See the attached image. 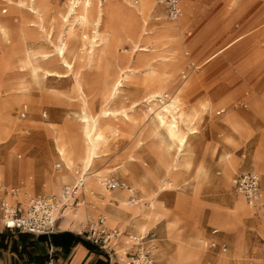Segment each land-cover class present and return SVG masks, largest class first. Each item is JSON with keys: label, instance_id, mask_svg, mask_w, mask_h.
Returning <instances> with one entry per match:
<instances>
[{"label": "rangeland", "instance_id": "rangeland-1", "mask_svg": "<svg viewBox=\"0 0 264 264\" xmlns=\"http://www.w3.org/2000/svg\"><path fill=\"white\" fill-rule=\"evenodd\" d=\"M22 1L26 0H0V23L3 27H9L8 33L0 32V187L10 190L27 187L33 193L31 198H34L59 194L65 186H71L75 171L86 172L87 159L77 161L70 172L56 169L61 160L56 150V138L49 136L47 129H60L65 121L76 127L79 124L81 137L70 138V141L75 148L90 150L79 121L84 105L89 115L97 117L116 85L122 82V94L111 104L110 111L117 114L124 112L126 117L111 116L100 124L106 141L98 145L97 159L87 171L90 173L87 185L94 191V196H86L82 212L86 209L90 216L98 212L95 218L91 217L93 219L99 215L107 216L109 228L119 230L124 236L142 238L150 234L144 243L145 246L155 245L154 255L158 264H167L165 255H169L171 264H201V257L196 256L199 250L205 261H217L227 255L234 259L232 264H264V243L258 239H264V218L253 215L238 188L232 186L234 176L248 171L257 172L262 180L264 203V1L199 0V9L189 31L194 38L207 27L215 40L198 60L195 59L197 48L190 50L197 66L234 39L240 37L241 40L204 67L201 79L191 90L201 74L197 73L181 82L187 60L183 53L181 67L180 56L181 46L184 45L183 31L192 19L186 2L195 3L194 12L197 2L184 1L185 14L181 23L170 24L178 27L177 37L169 43L161 42L162 49L155 56L148 54H154L157 46L152 44L147 51V45L158 41L161 30L155 27L149 31L151 21H147L145 30L149 35L141 37L148 13L140 16L130 6L135 5L132 0L125 2L126 8L118 6L110 13L105 6L106 15L98 29L90 64L86 68L72 65L74 69L69 70L58 63L55 47L60 45V34L67 36L72 32L74 35L67 36L72 57L68 55L67 60L74 64L73 52L83 43L81 29L71 23V18L69 22L62 18L72 0H38L36 7L44 12L43 23L38 15L28 10L27 5L19 8ZM152 1L157 4L156 0ZM12 7L17 8L18 12L13 13ZM4 10L6 14H3ZM161 16L164 17V13ZM48 31L52 33L51 39L47 36ZM86 31L90 34L91 28ZM130 42L136 45V49L134 45H128ZM26 53L34 62L40 63L43 71L60 75L64 80L53 77L41 85L36 84L31 72L20 70L17 66ZM41 55H48L49 59L36 61ZM137 57V62L133 63ZM156 58L159 64L153 67L152 62ZM149 68L155 70L149 73ZM9 77L15 78L9 82ZM81 77L95 88L100 85V91L89 92ZM173 83L176 87L170 89ZM160 91L165 92L166 101L158 103L157 108L167 106L179 97L181 108L189 113H201L194 134L185 138L184 147L179 144L180 157L174 164L175 151L170 153L147 131L151 119L145 103L140 109L129 113L135 103H142L144 98ZM90 97H94V104L90 103ZM23 105H27L29 110L25 120L19 116ZM44 113L47 114L46 119L42 118ZM228 118H234L244 129L236 127L234 131ZM39 134L41 138H38ZM57 140L60 148H67V142L60 135ZM39 153L48 159L36 165L38 173L36 177L32 176L31 188L26 176L27 164L36 159ZM68 153L69 150L66 157L71 160ZM42 166L44 169L41 170ZM172 166V172L167 176V169ZM98 173L101 178L96 177ZM69 174L70 181L60 182L62 177ZM109 177L124 180L133 187L141 198V205L131 207L125 193H109L104 186V179ZM48 180L57 183L56 193L39 192ZM110 194L124 196L127 204L120 201L121 209L133 217L127 218V230L115 228L121 222L119 218L98 211L108 205ZM242 208L246 213L245 218L250 219L242 217ZM220 211L224 219H213ZM81 220L85 222V216L77 222ZM210 222L222 229L238 231H220ZM137 223L146 225L145 233L134 229ZM151 236L154 237L151 239ZM236 237H242L247 244L246 255L241 259H235L240 247ZM254 237L256 241L251 250ZM207 241L227 244L228 253L207 250L204 247ZM132 244V240L124 241V238L116 242L115 249H122L117 256L119 262L122 254L131 252ZM122 261L128 264L126 256Z\"/></svg>", "mask_w": 264, "mask_h": 264}, {"label": "crops", "instance_id": "crops-1", "mask_svg": "<svg viewBox=\"0 0 264 264\" xmlns=\"http://www.w3.org/2000/svg\"><path fill=\"white\" fill-rule=\"evenodd\" d=\"M190 1L197 2V9L194 12V6L193 5L195 3L194 4H190V3H188V1L186 2L187 6H189L191 8L192 19H191L190 24L183 31L184 45L181 46L182 55L180 57H181V61H182L181 62V67L183 65V53H184V58L187 60V66H188V64H193L195 66V68H196L195 71L189 73V75L186 78H184L182 76L181 77V82L182 81H187L188 79H190V77L192 75H195L197 73L201 74L200 77L195 80L194 85L190 88V90H191L197 84V82L201 79V77L203 75L202 69L204 67H206L208 64H210L212 61L217 59L219 56H222L232 46H234L237 43V41L240 39V37L234 39L232 42H230L224 48H222L219 51H217L216 53L212 54L209 58H207L206 60L201 62L199 66H197V64L193 61L192 55L190 53V50H192L194 48H197V51L195 52V59L198 60L199 58L202 57V55L207 50V48L213 43L215 38L213 37V34L208 30L209 28H207V27L204 30H202L196 37L193 38V33L189 31V28L191 27V25L193 23V20H194V18L196 16V12L199 9V0H190ZM132 2H134L135 5H137L139 0H137V1H133L132 0ZM156 3H157V6H156V8L154 10V13L152 15V21L149 24L150 25L149 28H148L149 31H152L155 27H157V29H159V30L168 29L169 27H171L170 24L172 22H170L167 19L165 7L162 6L159 3V0H156ZM11 10L13 11V13L14 12L15 13L18 12L17 8H13L12 7ZM6 13H7V11L4 10L3 14H6ZM163 13H164V17L161 16V14H163ZM184 14H185V11L183 9V15ZM154 19H156V20L154 21ZM165 40H166V38L161 37V38L158 39V41H153L151 44L147 45V51H148L150 45L155 44L157 46V50H156V52H154V54L149 53V52H147V54L149 53L148 55H152V56H155V55L159 54L160 53L159 51L162 49L161 42H163ZM126 44L127 43H124L123 45H126ZM128 45H134V44H132L130 42V43H128ZM135 46L136 45H134V48L136 49ZM137 54H138V52H137ZM130 56L132 57V55H130ZM137 60H138V57H137L136 60L133 59V61H134L133 63H136ZM205 61H207V62L204 63ZM152 63H153L152 64L153 67H157L158 64H159V59L156 58ZM87 70H92V69H87ZM13 78H15V77H9V82ZM81 79H82L83 85L86 86L89 89L88 90L89 92H92V90L96 91L97 89L100 91V85H99L98 88L97 87L95 88L94 86H91L89 84V82H85L82 77H81ZM98 83L100 84V80L98 81ZM179 86H181V83H180ZM175 87H176V85L173 83L170 86V89H173ZM190 90L187 93V98H188V94H189ZM72 92H73V89H72ZM94 97H90V103L91 104L95 103V100L92 99ZM97 97H98V95H97ZM59 101H60V98H59ZM23 104H25V103H23ZM28 112H29L28 106L27 105H23V107H22V109L20 111V114H19L20 118L22 120H25L27 118V116H28ZM148 117H149V119H151L153 117V115L149 114ZM42 118L46 119L47 118V114L44 113L42 115ZM228 121H229L230 125L232 126V128L234 129V131H235L236 127L244 129L237 122H235L234 118H232V119L228 118ZM62 129L63 130L66 129L68 137L71 138V139H74V138H80L81 137V133L79 131L80 130V126L78 124V126L76 127L71 122L65 121V124L60 129H57V130H55V129H47L48 135L52 136L53 139L56 138L54 140L55 144H56V150H57L58 156H59V158L61 160V164L57 165V166H60V168H57V166H56V169H58V170L65 169L66 171L70 172L73 169L72 160H68L67 159V157H66L67 150L64 151L63 148H60L58 146L57 137L59 135H61L60 132L62 133V131H63ZM41 137H42L41 134H39L38 138H41ZM258 144H257V146H258ZM257 146L255 147V149L257 148ZM45 159L47 160L48 158L47 157H43L39 153L37 155L36 159L30 160L28 162V164H27V174H26V176L29 177V181L28 182L30 183L31 188H32V185H33V183L31 182L32 179H33L32 176L35 175V177H36V174L38 173L36 165L37 164H39V165L43 164ZM42 169H44L43 166L41 167V170ZM9 171L10 170H8V172ZM10 173H11V171H10ZM86 173H87V178H86V186H87V179L89 178L90 173H88V172H86ZM250 173L258 174L257 172L248 171V172H244V173H242L240 175H236V176H234V178L232 180V186H234V188L236 189L237 188V182H238L239 178L242 175L250 174ZM67 176H69L68 181H70L71 175L69 174ZM73 178H74V176H73ZM260 178H261V176H260ZM119 180H121V179H119ZM121 181L127 183L124 180H121ZM74 183H75V180H74ZM74 183L71 186H73ZM56 184H55V182H53L51 180H48L46 185H43L42 188L39 190V192L40 193H48V192H55L56 193V191H57V185ZM65 187H70V186H65ZM116 192H122V193L127 194L124 191H114V192H109V193H116ZM49 195H58V194H44V195H41V196H49ZM110 195H111V198H110V201L108 203L109 206L107 205L105 207H102L98 211L106 212V213H109V214L119 218L121 222H118L115 225V228L116 229L127 230L128 226H129L128 222H127V218L132 217V216H131V214L129 212L125 211L124 209H121L120 200L124 201V199H123L124 196L123 195H118V194H110ZM38 197H40V196H38ZM261 197H263L262 180H261ZM8 199H10L12 203L14 202V200H12L10 197ZM244 202H245V200H244ZM67 210H65V212H63V214L60 216V218L58 220V223H57V232L54 235H52L51 237H36V236H32V235H23V234L10 232V231L5 230L4 227L0 224V264H46L47 256H48V253L50 251V248H53V250L55 251L56 259L58 261V264H119L117 256L119 255V252L122 249H119L118 251L115 249L116 253H117L116 256L110 258L106 252H104V251L100 250L99 248L87 243L82 237H80L81 227L84 224V221L83 220H81L80 222L72 221L71 218L70 219L68 218L67 220H65V218H66L65 214H66ZM85 213L89 214V212H87L86 210H85ZM97 213L98 212H93L92 214L95 217L97 215ZM99 216H101V215H99ZM224 217H225L224 214H222L221 211H220V212L217 213V215L213 219L222 220V219H224ZM250 218L251 217H247L245 219H250ZM210 224L212 226H214L215 228H217L218 230H220V231H225V232H229V233H233V232H237L238 231V230L222 229L220 227H217V226L213 225L211 222H210ZM139 227L140 226L138 224H136V228L137 229L135 227H134V229L136 231H138ZM262 227L264 228V225H262ZM181 237H183V236H181ZM121 238L131 239V237L124 236V235ZM258 239L260 240V242L264 243V239L263 238L259 237ZM187 240H189V239H187ZM235 240L238 241V245L240 246L238 251H237L235 259H241V258L245 257V255H246L247 244L244 243L245 240H243L242 237H239V239L236 237ZM240 240H242V243L240 242ZM255 241H256V238L254 237V239L251 242V250H252V247H253V244L255 243ZM152 242H154V241H152ZM191 242L195 243L194 241H191ZM211 242L212 241L205 242V246L204 247L207 250H209V251L218 252V251H213V250L210 249L209 244ZM217 244L222 245L224 243H217ZM224 245L227 246V244H224ZM153 246H155V245L153 244ZM132 247H133V245H132ZM228 250H229V247H228ZM200 251L201 250L198 251L197 257L198 258L201 257V264H205V263L206 264H232L233 261H234L233 258H231V257H229L227 255L221 257L217 261H208V260L205 261V259L203 257V254ZM125 256H126L125 254H122V256H120V262L121 263L123 262L122 258L125 257ZM250 256L252 257V251H251V255Z\"/></svg>", "mask_w": 264, "mask_h": 264}, {"label": "bare ground", "instance_id": "bare-ground-1", "mask_svg": "<svg viewBox=\"0 0 264 264\" xmlns=\"http://www.w3.org/2000/svg\"><path fill=\"white\" fill-rule=\"evenodd\" d=\"M37 1L38 0L22 1L21 3H19L18 6H20L19 8H21V7H24L27 5L28 10L32 14L38 15L40 22L43 23L42 14L44 12L42 13L40 11V9L38 7H36ZM184 1H183V3H184ZM125 2L127 3V0H72V1H70L67 5V11L65 10L66 14L63 13V17L62 16L61 17L64 18L66 22H69L68 20L71 18V23L78 25L79 29H81L83 43L79 47L78 50H75V52H73L74 64H70L68 62L67 58H68V55H69V57L70 56L72 57V52H70L68 44H67V36L68 35H74V34L72 32H69V34L67 36H63V34H60V37L58 38V39H60V45L55 47V51L59 57L58 63H60V65L67 67L69 70L74 69V67L72 65H75V67L82 65L83 68H86L90 64L92 56L95 52L94 44L96 43V41L98 39V29H99L100 24L104 20L105 15H106L104 7L106 6L107 11L110 13L111 11L114 10V8H116L118 6H120L122 8L123 7L126 8L127 6H126ZM183 3H182V7H184ZM10 4H12V3H10ZM130 6H132L133 9L140 14V16L144 17L145 12L148 13V17L144 22V24H145L144 25V31H143V34L141 37L148 36L149 34L145 30V27H146L147 21H152V15L154 13V10H155L157 4H155L154 1H152V0H141L140 4L130 5ZM188 8H189V11H191V8L189 6H188ZM48 12H47V14H48ZM180 21L175 23V24L178 25L179 23H181ZM107 22H110V21H107ZM183 23H186V22L183 21ZM89 27L91 28L90 34H88L86 31L87 28H89ZM31 29H33V28H31ZM42 30H43V28H42ZM51 30H53V29H51ZM0 32L3 34L8 33L9 27L8 26L3 27L0 23ZM178 32H179L178 27H176V26H171L168 29H161V31L159 32V38H161V37L166 38V40L163 42L169 43V42L175 40V38L178 35ZM47 36H48V38L51 39L52 33L48 31ZM101 53H102V51H101ZM38 59L42 60V61H47L49 59V56L48 55H41L39 58H36V61ZM17 66H18V68H20V70L24 69V70H27L28 72H31L35 76V82L38 85H41V83H43L45 80H48L49 78H53V77L58 78L60 80L63 79V77H61L60 75H55V74H52L50 72L43 71V68L40 65V63L34 62V60L27 53L23 56V58L20 61H18ZM146 70H148V69L146 68ZM154 70H155L154 68H149V73H152ZM123 88H124V84L122 82H119L116 85L112 96L106 100L105 104L102 106L97 117L89 115L86 111V105H84L83 111L81 112V115L79 116V119H80L79 121L81 122L83 133L87 137L88 142L90 144V150H81L80 147L75 148L72 145L70 138L68 137L66 129L65 130L62 129L63 130L62 133L60 132V134H61L60 137L64 141L67 142V144H66L67 148L63 147V150L64 151L69 150L68 154H70V156H71L73 167L76 165L77 161H80L82 159H87L86 172L89 171L92 164L97 159V156H98L97 147H98V145L101 143H104L106 141V136L103 133L102 129L100 128V124L104 121L105 118H108L111 116H114L115 118H118V115H122L123 117H126V114L124 112L121 114H117V113H113L110 111L111 104H113L116 100L119 99V97L122 94ZM164 96H165V92H163V91H160L157 93H152L150 96L144 98L142 103H137V104L135 103L133 105V107L129 110V113L130 112L132 113L133 111H135L137 109H140L141 105L143 103H145V105L147 106L146 112L153 115V117L151 118V121L148 125L147 131L154 138H157L161 144L165 145L167 150L170 153H173L175 151V155H173L174 156L173 164H174V162H176L180 157L181 150L179 148V144H181V146L184 147L185 143H186L184 141L185 138L194 134L195 125H196V122L198 121V119L200 118L201 113L195 112L193 114V113H189L188 111L181 108V106H180L181 99L179 97H176V99L171 101V102L169 101L170 103H168L167 106H162V107L157 108L159 99H161V100L164 99ZM261 146H262V144H261ZM172 169H173V166L171 169H167V176H169L171 174ZM96 177L101 178V177H99V173L96 175ZM68 179L69 178L67 176L62 177L60 179V182H68ZM105 180H106V178L104 179V182H105ZM86 192H87V196H94V191L91 190L88 187V185L86 186ZM32 196H33V193L31 191H29L27 187H25V189L19 190V200L21 202H23L24 204H27L29 199H31ZM8 200H9V202H11L10 199H8ZM85 204H86V199H85V203L80 205L79 207L68 208V210L66 211V214H65V216H66L65 220H67L68 218L69 219L71 218L72 221H78L81 217L85 216V222H84V224H85L87 222V220L93 219L91 217H94V216H90V214H86L85 211H83L84 213L82 212L81 209L83 208V206H85ZM250 210H251L252 214L254 215V210L252 208H250ZM241 215L244 218L246 217V213H245L244 208H242ZM104 218H105V226L109 230H111L109 228V225H108V219L109 218L105 215H104ZM139 226H140L139 230H138L139 233H141V234L145 233L147 230L146 225L140 223ZM135 228H136V225H135ZM81 229H82V227H81ZM125 240H131V239H124V241ZM194 256H192V257H194ZM171 258L174 259V257H171ZM164 260L168 264V263H170L171 259L169 258V255H165ZM193 260L195 261L196 258H194Z\"/></svg>", "mask_w": 264, "mask_h": 264}, {"label": "built area", "instance_id": "built-area-1", "mask_svg": "<svg viewBox=\"0 0 264 264\" xmlns=\"http://www.w3.org/2000/svg\"><path fill=\"white\" fill-rule=\"evenodd\" d=\"M183 1L159 0V3L165 7L167 19L170 22L177 23L182 19ZM195 69L193 64H188L182 76L186 78ZM163 101L166 99H159L158 103L162 104ZM75 177L74 185L64 187L58 195L34 197L29 199L27 204L19 200V190L0 187V224L10 232L36 237H51L57 232V223L63 212L68 208H77L85 203L87 173L78 170L75 171ZM104 186L110 192L125 191L128 194V203L132 207H137L142 203L138 192L116 177L106 179ZM237 188L247 206L254 210V215H261L264 218L260 176L255 173L242 175L237 182ZM9 197L14 200L13 203L9 202ZM122 236L123 233L109 230L105 226L104 216L87 220L82 225L80 232V237L87 243L106 252L110 258L116 256V242ZM149 237L150 234H146L142 238L131 237L133 248L130 253L126 254L128 264H158L154 255L155 246H145L144 241L148 240ZM153 237L151 236V239ZM148 242L152 241L149 240ZM209 247L211 250L222 254L228 253V247L224 244L219 245L211 242ZM46 264H58L53 248H50ZM119 264L121 263L119 262Z\"/></svg>", "mask_w": 264, "mask_h": 264}]
</instances>
